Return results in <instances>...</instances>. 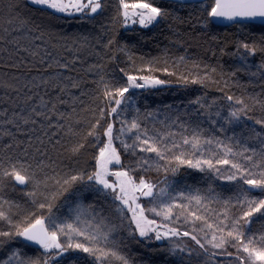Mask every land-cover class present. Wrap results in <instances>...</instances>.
I'll return each mask as SVG.
<instances>
[{"label": "snow or ice", "instance_id": "6c2138e0", "mask_svg": "<svg viewBox=\"0 0 264 264\" xmlns=\"http://www.w3.org/2000/svg\"><path fill=\"white\" fill-rule=\"evenodd\" d=\"M0 264H264V0H0Z\"/></svg>", "mask_w": 264, "mask_h": 264}, {"label": "trees", "instance_id": "16d2710c", "mask_svg": "<svg viewBox=\"0 0 264 264\" xmlns=\"http://www.w3.org/2000/svg\"><path fill=\"white\" fill-rule=\"evenodd\" d=\"M162 39V38H161ZM155 54V53H154ZM173 91H175L174 89H173ZM182 97L179 95V94H177L176 96H173L172 95V93L171 92H168V93H165L162 97H160V98H157V99H163L164 100V102H171L172 100H174V99H181ZM192 181L191 180H189V183H191Z\"/></svg>", "mask_w": 264, "mask_h": 264}]
</instances>
